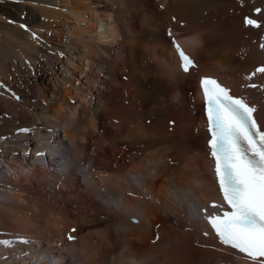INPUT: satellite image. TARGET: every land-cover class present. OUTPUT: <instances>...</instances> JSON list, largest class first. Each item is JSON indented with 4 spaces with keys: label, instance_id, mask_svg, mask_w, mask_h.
Listing matches in <instances>:
<instances>
[{
    "label": "bare ground",
    "instance_id": "bare-ground-1",
    "mask_svg": "<svg viewBox=\"0 0 264 264\" xmlns=\"http://www.w3.org/2000/svg\"><path fill=\"white\" fill-rule=\"evenodd\" d=\"M263 30L264 0H0V264H249L188 203L218 207L199 77L264 130Z\"/></svg>",
    "mask_w": 264,
    "mask_h": 264
},
{
    "label": "snow or ice",
    "instance_id": "snow-or-ice-1",
    "mask_svg": "<svg viewBox=\"0 0 264 264\" xmlns=\"http://www.w3.org/2000/svg\"><path fill=\"white\" fill-rule=\"evenodd\" d=\"M246 23L259 27L252 20ZM24 27L21 25L22 29ZM33 38L39 39L35 33ZM173 43L182 70L189 72L195 67L193 60L179 44ZM257 72L264 73V67L258 68ZM200 88L210 137L207 147L214 161L219 192L229 209L222 215L206 216V222L220 245L242 254L249 264H264V130L254 115L257 108L250 106L244 98L230 94L228 88L213 78H202ZM132 223L139 222L133 219ZM19 239L26 248L32 243L23 237ZM68 239L71 241L73 237ZM23 255L30 257L32 253ZM38 259L56 264L54 258L38 256Z\"/></svg>",
    "mask_w": 264,
    "mask_h": 264
},
{
    "label": "rangeland",
    "instance_id": "rangeland-1",
    "mask_svg": "<svg viewBox=\"0 0 264 264\" xmlns=\"http://www.w3.org/2000/svg\"><path fill=\"white\" fill-rule=\"evenodd\" d=\"M262 33H263V35H264V30H263ZM262 33H261V35H262ZM259 45H260V47H261V44H259ZM140 148H141V147H140ZM64 151H65V150H63V152H64ZM65 153H66L65 156L67 157L69 154L67 155V151H65ZM67 158H68V157H67ZM130 160H131V159H130ZM42 164H43V163H42ZM49 179H50V180H53V178H51V177H49ZM36 199H39V196H37ZM157 226H159V225H157Z\"/></svg>",
    "mask_w": 264,
    "mask_h": 264
}]
</instances>
